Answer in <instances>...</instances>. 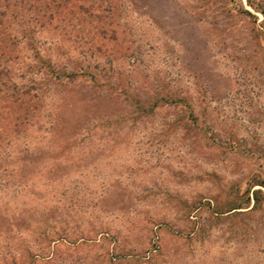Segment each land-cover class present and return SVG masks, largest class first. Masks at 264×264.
Masks as SVG:
<instances>
[{
	"label": "rangeland",
	"instance_id": "rangeland-1",
	"mask_svg": "<svg viewBox=\"0 0 264 264\" xmlns=\"http://www.w3.org/2000/svg\"><path fill=\"white\" fill-rule=\"evenodd\" d=\"M32 255L264 264V0H0V264Z\"/></svg>",
	"mask_w": 264,
	"mask_h": 264
},
{
	"label": "trees",
	"instance_id": "trees-1",
	"mask_svg": "<svg viewBox=\"0 0 264 264\" xmlns=\"http://www.w3.org/2000/svg\"><path fill=\"white\" fill-rule=\"evenodd\" d=\"M51 257H52V255L48 259H51ZM37 258L38 257L35 258V255H32V257L29 258L30 259V262L28 264H36V263H38V261L36 260ZM4 260H6V259H3L2 261H4Z\"/></svg>",
	"mask_w": 264,
	"mask_h": 264
}]
</instances>
